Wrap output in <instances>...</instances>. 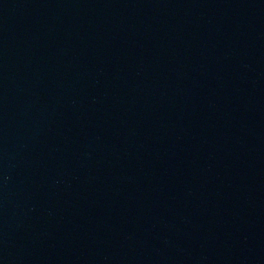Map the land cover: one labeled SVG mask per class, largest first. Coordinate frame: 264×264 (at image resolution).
<instances>
[{
  "label": "water",
  "instance_id": "95a60500",
  "mask_svg": "<svg viewBox=\"0 0 264 264\" xmlns=\"http://www.w3.org/2000/svg\"><path fill=\"white\" fill-rule=\"evenodd\" d=\"M0 264H264V0H0Z\"/></svg>",
  "mask_w": 264,
  "mask_h": 264
}]
</instances>
